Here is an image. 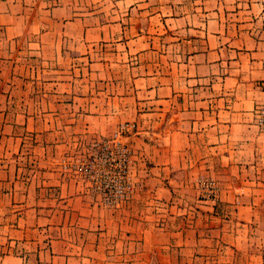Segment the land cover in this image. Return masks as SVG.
<instances>
[{
    "label": "crops",
    "instance_id": "crops-1",
    "mask_svg": "<svg viewBox=\"0 0 264 264\" xmlns=\"http://www.w3.org/2000/svg\"><path fill=\"white\" fill-rule=\"evenodd\" d=\"M262 83L264 0H0V264H264ZM122 122L109 206L62 159Z\"/></svg>",
    "mask_w": 264,
    "mask_h": 264
},
{
    "label": "built area",
    "instance_id": "built-area-1",
    "mask_svg": "<svg viewBox=\"0 0 264 264\" xmlns=\"http://www.w3.org/2000/svg\"><path fill=\"white\" fill-rule=\"evenodd\" d=\"M264 92V83L260 84ZM255 123L264 131V100L255 108ZM134 122H123L110 136H101L92 141L87 151L62 159L65 169L81 174L90 182L91 192L99 194L109 206L128 200L133 191L131 171L134 165V151L122 137L133 134ZM202 198L218 201L219 185L212 177L198 178Z\"/></svg>",
    "mask_w": 264,
    "mask_h": 264
},
{
    "label": "rangeland",
    "instance_id": "rangeland-1",
    "mask_svg": "<svg viewBox=\"0 0 264 264\" xmlns=\"http://www.w3.org/2000/svg\"><path fill=\"white\" fill-rule=\"evenodd\" d=\"M123 123V122H122ZM121 124V123H120ZM117 129V128H116ZM96 138H98V137H96ZM96 138H94V139H96ZM94 139H92L91 140V142L88 144V145H86V146H88L87 148H86V150L85 151H87L88 149H89V147H90V144L92 143V141L94 140ZM67 156H70V157H72L71 155H68V154H66V156L65 157H67ZM76 156V155H75ZM134 156H135V154H134ZM65 157H63V158H65ZM134 160H135V158H134ZM133 193H134V191H133ZM132 193V194H133ZM127 201V200H126Z\"/></svg>",
    "mask_w": 264,
    "mask_h": 264
}]
</instances>
